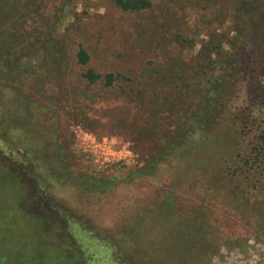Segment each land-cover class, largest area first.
<instances>
[{"label": "rangeland", "instance_id": "rangeland-1", "mask_svg": "<svg viewBox=\"0 0 264 264\" xmlns=\"http://www.w3.org/2000/svg\"><path fill=\"white\" fill-rule=\"evenodd\" d=\"M40 5V17L26 26L30 37L17 49L26 57L19 60L18 77L12 76L25 73L23 95L45 110L44 132L34 140L19 128L10 139H0V229L12 224L0 234V263L11 257L7 264H65L68 257L73 264H136L143 257L145 264H158L154 251L139 256L133 243L138 229L150 228V221L140 219L142 207L153 211L173 198L181 207H194L202 188L191 190L186 174L195 166L185 160L136 175L153 148L174 133L172 101L184 94L182 82L171 85L168 79L188 77L201 66L210 75L214 67L208 64L218 55L209 59L203 46L211 40L222 43L219 58L233 53L226 59L234 62L237 76L224 121L235 122L234 146L244 150L250 130L264 127V0H152L139 12L119 10L109 0H41ZM249 10L256 12L255 31L252 21L242 19ZM80 50L89 58L83 65L77 62ZM226 69L220 64L212 73L222 76ZM88 70L100 79L89 83L83 77ZM5 74L9 69H0V83ZM107 74L115 78L110 86ZM151 108L158 120L148 116ZM212 135L213 130L206 143ZM245 150L252 156L250 146ZM235 220L236 231L248 236L251 229ZM114 240L128 254L119 253ZM249 253L247 261L241 254L229 263L257 264Z\"/></svg>", "mask_w": 264, "mask_h": 264}, {"label": "trees", "instance_id": "trees-1", "mask_svg": "<svg viewBox=\"0 0 264 264\" xmlns=\"http://www.w3.org/2000/svg\"><path fill=\"white\" fill-rule=\"evenodd\" d=\"M13 1L0 0V69L4 72L9 69V74L3 76L8 78L0 83V136L2 137L0 139L2 141L10 139L13 133L15 135L17 133L14 129L22 128L23 137L28 136L29 139L37 140L43 137L41 116L45 114V110L33 107L26 101L21 80L25 73L21 72L19 79L15 77H18L16 74L19 60L26 57L17 49H20L30 37L26 26L37 21L36 19L41 15V0L34 6H30L29 2L32 0H28L27 4L18 0L17 6L20 9L12 4ZM109 1L125 12L146 10L152 2V0ZM255 14L256 12L249 10L242 15L244 23L252 21V31H255L253 24ZM244 30L248 31V28L245 27ZM34 32L38 33L37 30ZM239 37L245 40L246 35L242 32ZM216 41L211 40L203 46L204 52L210 55L209 59L212 54L218 55L217 61L208 64V68L211 64L214 67L209 70L210 75L207 73V66H201L188 77L180 74L178 77L172 76L168 79L171 85L178 80L182 82V94H184L172 101V108L177 109L174 133L168 136L169 141L166 144H158L153 148L148 164L139 168L140 171L136 174L149 176L155 169L162 167V163L179 164L185 160L189 161V166H195L191 173L186 174L191 190L202 187L199 188L200 197L194 207H181V204H175V198L162 200L157 204L158 208L156 206L153 211L147 210L148 206L142 207L146 212H140V219L150 221V228L138 229L137 238L133 243L138 248L139 256L143 254L150 256L149 252L154 251L157 254L155 261L158 264H208L222 246L226 243L230 244V235L236 233L235 219L240 218L239 220L245 221L251 231L253 228L258 234L264 235V127L256 125L255 129L250 130L252 138L246 146L242 145L244 150L235 148L236 124L231 120L227 125L224 114L232 97L237 74H234L236 69L232 59H226L233 53L219 58L222 43L220 45ZM227 44L234 49L236 43L234 39H229ZM54 45L57 46L55 43ZM54 45L52 43L51 49ZM41 53L40 49L37 50L33 55L34 58L39 57ZM88 59L85 51H78L79 64H86ZM220 64L223 67L227 66L228 69L222 76L214 77L212 71ZM3 66H6V70ZM173 67L175 66L168 68ZM178 69L183 72L181 66ZM83 77L89 83H95L100 79V75L92 70L84 73ZM105 80L106 85L110 86L115 78L107 74ZM8 113L12 117L10 119L9 116L12 122L3 117ZM148 116L154 121L158 120L154 108L149 110ZM234 120L238 121L236 116ZM244 123L249 125V119L246 118ZM212 130L213 139L206 143ZM248 146L252 156L245 150ZM3 169L6 170L5 167ZM176 183H180L179 178H176ZM92 187L94 191H100L96 185H89L87 189ZM83 189H86V185H83ZM217 212L221 215L216 216ZM148 214H152L153 217ZM10 225L12 224H6L5 229H0V234L4 236ZM111 230L115 232V229ZM110 240L112 241V238ZM113 244L118 247L119 253L128 254V251L119 247L115 240ZM68 260L70 259L65 257V264H73V261L68 263ZM5 261L4 264L12 262V258L8 257ZM144 262V258L141 257L136 264H145Z\"/></svg>", "mask_w": 264, "mask_h": 264}, {"label": "flooded vegetation", "instance_id": "flooded-vegetation-1", "mask_svg": "<svg viewBox=\"0 0 264 264\" xmlns=\"http://www.w3.org/2000/svg\"><path fill=\"white\" fill-rule=\"evenodd\" d=\"M234 221L236 223L235 224V230H236V228H237V222L236 221L237 220H234ZM243 223L246 224L245 221ZM246 226H247V224H246ZM249 230H250V228H249ZM243 235L239 234L237 231L235 234L230 235V244L226 243V245L222 246L219 253L217 255L213 256L208 264H230L229 260H231L235 255L239 257V256H241V254H242L244 260L247 261V259L250 257V253L248 256V251H251L253 254L252 255V259H253L252 261L255 262V260H256L257 264H264V249H263L264 248V235L258 234L257 232H255L253 230V228H252V231L250 230V234L248 236H245L246 233ZM240 240H242V241L240 242ZM243 240H244V242H243ZM256 253L259 256H262L261 260L260 259L257 260L256 257H258V256L255 255Z\"/></svg>", "mask_w": 264, "mask_h": 264}]
</instances>
